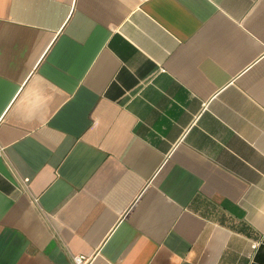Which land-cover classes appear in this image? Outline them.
I'll list each match as a JSON object with an SVG mask.
<instances>
[{
    "label": "crops",
    "instance_id": "1",
    "mask_svg": "<svg viewBox=\"0 0 264 264\" xmlns=\"http://www.w3.org/2000/svg\"><path fill=\"white\" fill-rule=\"evenodd\" d=\"M79 254L264 264V0H0V264Z\"/></svg>",
    "mask_w": 264,
    "mask_h": 264
},
{
    "label": "built area",
    "instance_id": "2",
    "mask_svg": "<svg viewBox=\"0 0 264 264\" xmlns=\"http://www.w3.org/2000/svg\"><path fill=\"white\" fill-rule=\"evenodd\" d=\"M257 245L258 244H254L253 245V249H256ZM73 261H74L75 264H90V262H91L90 259L87 256L81 255V254L74 255L73 256Z\"/></svg>",
    "mask_w": 264,
    "mask_h": 264
}]
</instances>
